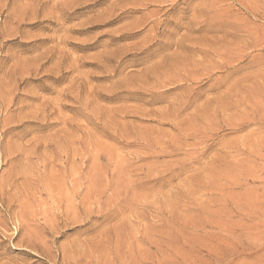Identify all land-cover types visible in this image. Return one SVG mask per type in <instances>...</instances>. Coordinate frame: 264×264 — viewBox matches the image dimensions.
<instances>
[{
  "label": "rangeland",
  "instance_id": "obj_1",
  "mask_svg": "<svg viewBox=\"0 0 264 264\" xmlns=\"http://www.w3.org/2000/svg\"><path fill=\"white\" fill-rule=\"evenodd\" d=\"M263 198L264 0H0V264H264Z\"/></svg>",
  "mask_w": 264,
  "mask_h": 264
},
{
  "label": "bare ground",
  "instance_id": "obj_2",
  "mask_svg": "<svg viewBox=\"0 0 264 264\" xmlns=\"http://www.w3.org/2000/svg\"><path fill=\"white\" fill-rule=\"evenodd\" d=\"M122 4H123V3H122ZM122 6H123V5H122ZM115 8H116V7H115ZM121 8H122V7H121ZM122 9H123V8H122ZM151 29H152V28H151ZM130 33H131V32H130ZM113 54H114V53H113ZM142 80H143V79H142ZM143 81H144V80H143ZM139 83H140V82H139ZM144 84H145V83H144ZM144 84H143V85H144ZM132 93H133V92H132ZM129 95H130V94H129ZM133 95H134V94H133ZM137 95H138V92H137ZM134 96H135V95H134ZM77 143H78V142H77ZM60 150H61V149H60ZM62 150H63V149H62ZM64 150H65V149H64ZM64 150H63V152H64ZM66 151H67V150H66ZM58 152H59V151H58ZM61 152H62V151H61ZM64 157H65V156H64ZM66 158H67V157H66ZM66 158H65V159H66ZM54 160H55V159H54ZM61 160H62V158H61ZM66 160H67V159H66ZM63 161H64V160H63ZM78 161H79V159H78ZM78 161H77L76 163H78ZM63 163H64V162H63ZM79 163H80V162H79ZM76 165H77V164H76ZM56 166H57V165H56ZM64 166H65V165H64ZM81 166H82V165H81ZM53 167H54V165H53ZM62 167H63V166H62ZM100 167H101V166H100ZM80 169H81V168H80ZM73 171H74V170H73ZM70 172H71V169H70ZM79 172H80V171H79ZM82 172H83V171H82ZM72 175H74V174H71V176H72ZM77 176H78V175H77ZM75 178H77V177L75 176ZM60 180H61V179H60ZM77 180H79V179H77ZM99 180H100V179H99ZM62 181H64V180H62ZM62 181H61V182H62ZM90 181H91V180H90ZM63 184H65V183H63ZM60 185H61V184H60ZM58 186H59V185H58ZM61 186H62V185H61ZM75 186H76V185H75ZM77 187H78V186H77ZM87 187H88V186H87ZM54 188H55V187H54ZM78 189H79V188H78ZM57 190H58V189H56L55 192H56ZM59 190H60V189H59ZM93 190H94V189H93ZM72 191H73V190H72ZM72 191H71V192H72ZM87 191H88V190H87ZM91 191H92V190H91ZM45 192H46V191H45ZM94 192H95V190H94ZM64 193H65V192H64ZM66 193H67V191H66ZM66 193H65V194H66ZM88 193H89V192H88ZM75 194H76V193H75ZM77 194H78V192H77ZM63 195H64V194H63ZM48 196H49V194H48ZM67 196H68V195H67ZM257 196H258V195H257ZM74 197H75V196H74ZM49 198H50V197H48V199H49ZM63 198H64V197H63ZM75 198H76V197H75ZM255 198H256V197H254L253 199H255ZM65 199H67V198H64V200H65ZM73 199H74V198H73ZM73 199H72V200H73ZM76 199H77V198H76ZM87 199H88V197H87ZM90 199H91V198H90ZM247 199H248V198H247ZM263 199H264V198H263ZM52 200H53V199H51V202H52ZM58 200H59V199H58ZM70 200H71V199H70ZM82 200H83V199H82ZM44 201H45V200H44ZM59 201H60V200H59ZM65 201H66V200H65ZM75 201H76V200H75ZM77 201H78V200H77ZM77 201H76V202H77ZM87 201H88V200H87ZM257 201H259V199L256 200V202H257ZM46 202H47V201H46ZM54 202H55V201H54ZM62 202H63V201H62ZM76 202H75V203H76ZM95 202H97V201H95ZM256 202H255V203H256ZM57 203H58V202H57ZM57 203H55V204H57ZM68 203H69V202H67V206H68ZM78 203H79V201H78ZM87 203H88V202H87ZM55 204H54V205H55ZM61 204H62V203H61ZM64 204H65V203H64ZM71 204H72V203H71ZM83 204L86 205V202L83 203ZM95 204H96V203H95ZM249 204H250V203H249ZM256 204H257V203H256ZM59 205H60V204H59ZM75 205H76V204H75ZM80 205H81V202H80ZM88 205H89V204H88ZM250 205H251V204H250ZM55 207H56V206H55ZM73 207H74V206H73ZM75 207H77V205H76ZM75 207H74V208H75ZM79 208H80V207H79ZM75 209H76V208H75ZM84 209H85V207H84ZM71 213H72V212H71ZM20 215H21V214H20ZM206 238H207V237H206ZM201 239H203V238H201ZM204 239H205V238H204ZM192 240H193V239H192ZM210 240H211V239H210ZM193 241H194V240H193ZM193 241H192V242H193ZM198 241H199V239H198ZM206 241H207V240H206ZM218 241H219V240H218ZM224 241H226V240H224ZM204 242H205V241H204ZM207 242H208V241H207ZM207 242H206V245H205V243H204L203 245L207 246ZM220 242H221V241H220ZM222 242H223V241H222ZM196 243H197V241H196ZM202 243H203V242H202ZM208 243H209V242H208ZM200 244H201V242H200V243L198 242V246H199ZM224 244H226V243H224ZM226 245H227V244H226ZM229 245H230V244H229ZM229 245H228V246H229ZM194 246H195V245H194ZM205 246H204V247L201 246V247L205 249ZM209 246H210V245H209ZM215 246H216V245H215ZM219 246H220V245H219ZM199 247H200V246H199ZM220 247H222V246H220ZM193 248H195V247H193ZM196 248H197V247H196ZM196 248H195V249H196ZM210 248H211V247H210ZM216 248H217V247H216ZM199 249H200V248H199ZM208 249H209V247H208ZM208 249H207V250H208ZM217 249H218V248H217ZM205 250H206V249H205ZM207 250H206V251H207ZM212 250H213V249H212ZM210 251H211V250H210ZM215 251H217V250H215ZM224 251H225V250H223L222 253H224ZM198 252H201V251L199 250ZM211 253H214V252L211 251ZM211 253H209V255H211ZM215 253H216V252H215ZM195 254H196V253H195ZM199 255H200V254H199ZM199 255H198V256H199ZM196 256H197V255H196ZM184 257H185V256H184ZM184 257H183V259H184ZM186 259H187V258H186ZM194 259H195V256H194ZM196 259H197V258H196ZM196 259H195V260H196ZM187 260H188V259H187ZM184 261H185V259H184ZM196 263H197V262H196ZM196 263H195V264H196ZM189 264H190V263H189ZM191 264H192V263H191ZM197 264H199V262H198ZM200 264H201V263H200Z\"/></svg>",
  "mask_w": 264,
  "mask_h": 264
}]
</instances>
